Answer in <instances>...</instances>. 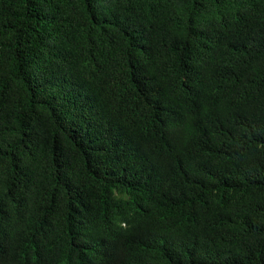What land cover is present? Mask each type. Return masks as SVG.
<instances>
[{
    "label": "trees",
    "instance_id": "obj_1",
    "mask_svg": "<svg viewBox=\"0 0 264 264\" xmlns=\"http://www.w3.org/2000/svg\"><path fill=\"white\" fill-rule=\"evenodd\" d=\"M0 264H264V0H0Z\"/></svg>",
    "mask_w": 264,
    "mask_h": 264
}]
</instances>
